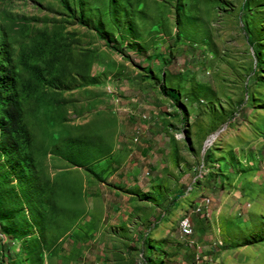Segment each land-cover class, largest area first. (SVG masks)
I'll use <instances>...</instances> for the list:
<instances>
[{
    "label": "rangeland",
    "instance_id": "1",
    "mask_svg": "<svg viewBox=\"0 0 264 264\" xmlns=\"http://www.w3.org/2000/svg\"><path fill=\"white\" fill-rule=\"evenodd\" d=\"M41 41L61 69L35 81L18 59ZM1 59L26 143L25 164L0 153V264H264V0H0ZM125 103L179 123L191 181L178 208L166 183L136 195L147 209L114 232L81 184L111 158ZM202 197L207 215L190 213Z\"/></svg>",
    "mask_w": 264,
    "mask_h": 264
},
{
    "label": "crops",
    "instance_id": "2",
    "mask_svg": "<svg viewBox=\"0 0 264 264\" xmlns=\"http://www.w3.org/2000/svg\"><path fill=\"white\" fill-rule=\"evenodd\" d=\"M121 110L122 126L111 158L100 159L83 171L81 184L84 212L90 214L91 207L97 206L100 223L114 232L129 227V216L139 217L133 206L147 209L139 206L136 195H152L159 190V183H166L165 204L173 201L178 208L177 202L185 199L191 181V161L173 116L155 103H125ZM143 113L148 116L145 123L139 118ZM136 129L140 132L133 142ZM156 206L158 215L163 207Z\"/></svg>",
    "mask_w": 264,
    "mask_h": 264
},
{
    "label": "trees",
    "instance_id": "3",
    "mask_svg": "<svg viewBox=\"0 0 264 264\" xmlns=\"http://www.w3.org/2000/svg\"><path fill=\"white\" fill-rule=\"evenodd\" d=\"M109 48L114 52L126 57L116 46L109 45ZM8 59L0 60V153H2L7 160L12 159L15 162L25 164L19 157L23 145L26 143V134L22 122L19 101L16 92V78L12 69H7ZM18 64L26 70L35 81H41L43 68L47 69L48 74H56L60 72L61 63L55 59L54 51L51 50L50 45L45 41L40 43H32L31 49L28 53L20 52ZM40 64L43 67H40ZM59 78V77H58ZM61 79H57V81ZM163 92L164 88L159 87ZM165 96L172 99V93H164ZM207 157L203 155V160ZM24 168V167H23ZM21 185L20 180L17 182ZM24 185L26 183H23ZM21 190V189H19ZM23 191V190H22ZM44 185H40L39 193L44 194ZM144 199L147 196H143ZM27 202L31 203L30 200ZM33 205V203H31ZM29 206V205H28ZM38 214V213H37ZM164 264V261H161Z\"/></svg>",
    "mask_w": 264,
    "mask_h": 264
},
{
    "label": "built area",
    "instance_id": "4",
    "mask_svg": "<svg viewBox=\"0 0 264 264\" xmlns=\"http://www.w3.org/2000/svg\"><path fill=\"white\" fill-rule=\"evenodd\" d=\"M142 119H145L144 116L141 117ZM136 141V138L133 139V142ZM262 160L264 163V154L262 155ZM207 204H208V198H200L198 203L196 204L195 208L190 212V213H200V214H204L205 216L206 214V208H207ZM178 233L180 235V237L182 238H186L189 237L192 234V229L190 226V219H189V215L188 214H184L182 215V217L179 219L178 221Z\"/></svg>",
    "mask_w": 264,
    "mask_h": 264
},
{
    "label": "water",
    "instance_id": "5",
    "mask_svg": "<svg viewBox=\"0 0 264 264\" xmlns=\"http://www.w3.org/2000/svg\"><path fill=\"white\" fill-rule=\"evenodd\" d=\"M207 141H208V140L206 139V140L204 141V144H203V145H205V144L207 143Z\"/></svg>",
    "mask_w": 264,
    "mask_h": 264
}]
</instances>
